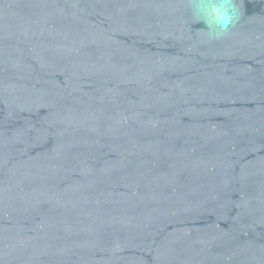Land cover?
Here are the masks:
<instances>
[{"label": "water", "instance_id": "95a60500", "mask_svg": "<svg viewBox=\"0 0 264 264\" xmlns=\"http://www.w3.org/2000/svg\"><path fill=\"white\" fill-rule=\"evenodd\" d=\"M0 264H264V0H0Z\"/></svg>", "mask_w": 264, "mask_h": 264}]
</instances>
